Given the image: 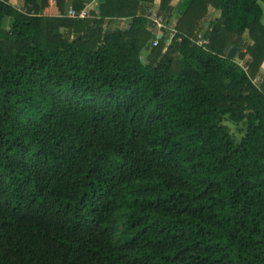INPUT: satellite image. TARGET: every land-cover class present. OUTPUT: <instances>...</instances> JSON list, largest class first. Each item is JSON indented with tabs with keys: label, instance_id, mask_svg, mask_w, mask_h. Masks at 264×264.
<instances>
[{
	"label": "trees",
	"instance_id": "trees-1",
	"mask_svg": "<svg viewBox=\"0 0 264 264\" xmlns=\"http://www.w3.org/2000/svg\"><path fill=\"white\" fill-rule=\"evenodd\" d=\"M48 1L0 0V264H264V0L180 2L166 49L172 0Z\"/></svg>",
	"mask_w": 264,
	"mask_h": 264
},
{
	"label": "built area",
	"instance_id": "built-area-1",
	"mask_svg": "<svg viewBox=\"0 0 264 264\" xmlns=\"http://www.w3.org/2000/svg\"><path fill=\"white\" fill-rule=\"evenodd\" d=\"M95 2L96 0H92L90 3H88L79 10L69 7L65 16L73 20H85V19L93 18V16L90 13V9L92 5L95 4ZM148 20L151 24L152 31L155 37L152 42L153 47L157 46L159 40L162 38L164 39V43L166 46H168L175 39V36L177 34L175 21L167 22L162 15L158 14L157 10L151 11L149 13ZM202 42H203V35L198 34L195 43L197 45H201ZM239 64L243 66V63H239ZM243 69L247 71L248 67L243 66Z\"/></svg>",
	"mask_w": 264,
	"mask_h": 264
},
{
	"label": "rangeland",
	"instance_id": "rangeland-1",
	"mask_svg": "<svg viewBox=\"0 0 264 264\" xmlns=\"http://www.w3.org/2000/svg\"><path fill=\"white\" fill-rule=\"evenodd\" d=\"M50 2L52 1V0H49ZM48 1V2H49ZM80 2L82 5H83V7L85 6V5H87L88 3H90L92 0H65V7H64V12L63 13H60V11L58 10V14H56V16H53V17H57V16H62V17H65V15H66V12H67V10H68V8L69 7H71V6H73V4H75V3H77V2ZM175 2H176V0H174ZM174 1H171V5H172V3L175 5V2ZM178 4H176L175 6H174V13H173V20L174 21H177L178 19H179V17H180V15H181V10L179 11V8H178V5L180 4V2H184V0H178ZM48 6V5H47ZM47 6L44 8V9H46L47 8ZM16 9H18V10H23V4L21 5V3H18V4H16L15 6H14ZM44 9L42 10V11H44ZM67 9V10H66ZM39 14H41V15H43L42 13H39ZM216 16H218V12H216L215 10H213L211 7H209V9H208V19L209 18H215ZM106 22H107V20H106ZM106 22L104 23V25H103V30L105 29V25H106ZM128 22H129V20L128 19H126V18H122V19H120V20H115V21H113L112 23H111V25H110V27L111 28H118V29H120V28H122V29H124V28H126L127 27V24H128ZM125 23H126V26H125ZM262 23H263V25H264V13H263V16H262ZM9 25H10V20L9 19H6V21L4 22V24H3V27L4 28H7V27H9ZM65 30H61V32H64ZM153 42V39L149 42L150 44ZM165 44V43H164ZM232 47H234V46H232ZM167 48V46L166 45H164V48L163 49H166ZM235 48V47H234ZM229 50H230V48H229ZM164 51V50H163ZM146 52L147 51H144L143 53H142V55H143V59H145L146 60V58H147V56H148V54H146ZM229 52V51H228ZM236 53H237V49L235 48V55H236ZM235 60H237V61H239V63H243V61L241 60H238L237 58H235ZM263 78H264V68H262L261 69V71H259V73H258V75L254 78V80H253V82L257 85V86H259V85H261L262 83H263ZM263 85H264V83H263ZM227 124V126H229V128L231 129V131L232 132H235V126H233L232 124H230V123H226ZM236 133V132H235Z\"/></svg>",
	"mask_w": 264,
	"mask_h": 264
},
{
	"label": "crops",
	"instance_id": "crops-1",
	"mask_svg": "<svg viewBox=\"0 0 264 264\" xmlns=\"http://www.w3.org/2000/svg\"><path fill=\"white\" fill-rule=\"evenodd\" d=\"M172 1H174V0H172ZM155 2L156 3H158L159 2V0H155ZM175 2V1H174ZM18 3H21V5L23 4V0H9V4L11 5V6H15L16 4H18ZM179 2H178V0H176V2H175V5L176 4H178ZM157 5V4H156ZM173 3H172V7H174L175 6ZM72 7V6H71ZM72 8H74V7H72ZM67 10V9H66ZM40 13H42L44 16H56V14H58V9H57V7H56V4H55V1L54 0H52L51 2L49 1L48 2V6H47V8L46 9H44V11H42V12H40ZM153 32V31H152ZM155 38V37H154Z\"/></svg>",
	"mask_w": 264,
	"mask_h": 264
},
{
	"label": "water",
	"instance_id": "water-1",
	"mask_svg": "<svg viewBox=\"0 0 264 264\" xmlns=\"http://www.w3.org/2000/svg\"><path fill=\"white\" fill-rule=\"evenodd\" d=\"M228 55H229L230 57H234V56H235V48H234V47H231V48H230V50H229V52H228Z\"/></svg>",
	"mask_w": 264,
	"mask_h": 264
}]
</instances>
